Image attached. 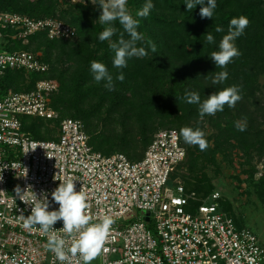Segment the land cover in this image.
<instances>
[{
  "label": "built area",
  "instance_id": "built-area-1",
  "mask_svg": "<svg viewBox=\"0 0 264 264\" xmlns=\"http://www.w3.org/2000/svg\"><path fill=\"white\" fill-rule=\"evenodd\" d=\"M39 34L49 40H71L77 35L58 18L0 12V82L8 72L43 75L50 71L39 54L5 49L7 41ZM58 89L52 79L37 81L30 92L9 89L4 93L0 86V264H60L47 247L48 234L38 226L24 228L31 206L17 196L16 189L23 193L31 188L24 197L29 202L47 193L51 211L59 208L51 193L69 178L76 191L83 188L92 223L105 215L114 221L100 252L102 264H264L259 237L249 228L237 227L223 210L217 191L201 198L181 183L171 184L187 158L177 130L159 131L143 159L136 162L121 153L106 156L95 151L84 123L72 118L60 122L56 140L27 135L23 118L58 117L51 108ZM62 226L60 221L54 228ZM57 235L65 238L66 248L71 247L67 234ZM65 264L82 262L76 255Z\"/></svg>",
  "mask_w": 264,
  "mask_h": 264
},
{
  "label": "trees",
  "instance_id": "trees-1",
  "mask_svg": "<svg viewBox=\"0 0 264 264\" xmlns=\"http://www.w3.org/2000/svg\"><path fill=\"white\" fill-rule=\"evenodd\" d=\"M144 3L145 0H128L129 12L135 17ZM153 3L155 7L149 17L137 18L143 40L136 46L144 48L147 55L130 59L128 66L121 70L113 68L114 53L109 41L98 39L105 26L98 21L102 10L95 5V0H79L77 3L67 0H0L1 13H17L34 19L58 18L77 33L71 40H49L46 35L39 34L27 40L5 43V49L11 52H42L41 59L50 66L46 77L59 84L51 99V108L58 117L54 120H23L27 135L39 137L46 130V123L59 127L62 120L72 118L84 123L90 144L96 151L106 156L121 153L136 162L143 159L159 131L175 129L180 133L183 127L199 128L198 120L208 117L201 119L198 105H189L182 100L185 90L199 92L203 101L211 94L235 85L239 86L242 96L238 102L257 97L264 78V0H217L213 19L201 17L202 6L188 12L185 0H153ZM241 15L250 21L245 34L235 42L241 55L234 58L226 69L216 68L209 57L213 51H218L230 20ZM114 26L119 32L112 40L117 41L124 30L118 21ZM216 27H222L224 31L216 32ZM208 32L215 37V44L206 43L204 36ZM9 33L15 34L13 31ZM124 39H129L127 33H124ZM92 61L105 64L113 74L114 91L107 90L104 82L98 84L94 81L90 71ZM224 70L229 73L228 79L223 84L213 85L214 72ZM121 71L125 77L123 82L115 80ZM193 78L204 80L209 94L197 90L190 82ZM36 79V76L24 72H8L0 86L4 93L9 89L30 92ZM230 111L231 108L225 105L224 111L216 114L219 118H229ZM230 120L224 128L221 125L222 131L214 138L213 144L205 137L208 146L203 151L198 145L186 144L181 137L187 158L171 181L185 168L192 181H184L187 183L186 187L183 185L185 190L205 198L215 192L207 169L218 167L219 155L229 158L233 140L242 142L245 154L250 158L254 150L264 154V139L260 143L247 129L238 131ZM101 125L110 132H101ZM139 149L143 152L140 157L136 155ZM248 164L251 165L249 182L264 195V175L259 176L257 168L251 162ZM220 202L237 227L243 228L234 217L232 205L223 198Z\"/></svg>",
  "mask_w": 264,
  "mask_h": 264
},
{
  "label": "clouds",
  "instance_id": "clouds-1",
  "mask_svg": "<svg viewBox=\"0 0 264 264\" xmlns=\"http://www.w3.org/2000/svg\"><path fill=\"white\" fill-rule=\"evenodd\" d=\"M127 4L128 0H95V5H98L102 10L98 21L105 26L98 39L101 42L109 41V47L114 53L113 68L121 70L128 66L130 59L147 55L144 48L136 46L138 41L143 40V34L138 31L140 21L137 18L149 17L155 7L153 0H145L143 7L136 12L134 17L129 12ZM184 5H186L188 12L196 9L197 6H202L200 9L201 17L213 19L217 8V0H185ZM117 21L124 32L120 33L117 41H113L112 38L119 32V29L114 26ZM249 23L248 18L243 15L230 20L227 34L223 35L218 45V51H213L209 57L216 68L226 69L234 58L241 55L235 42L245 34ZM215 31L223 32L224 29L216 27ZM124 33H127L129 39H124ZM204 38H206L208 44H215L216 42L215 37L210 32ZM152 50L155 52V47ZM90 71L96 83L104 82L107 90H115L113 74L109 72L105 64L92 61ZM228 76L229 73L226 70L215 71L211 83L213 85L223 84ZM124 79L122 71L115 76V80L120 82H123ZM241 99L240 88L235 85L215 92L203 101H201V97L196 91L185 90L182 97L185 103L198 105V113L201 119L206 115L215 116L217 112H223L225 105L234 108ZM235 128L240 132L246 131V127L240 121L235 122ZM179 134L186 144L198 145L201 151L208 146L205 133L199 128L183 127L180 129ZM40 147L45 148L44 146ZM2 179L3 177L0 178V180ZM29 190L22 193L19 187L16 189L17 196L24 203L31 206V214L24 218V228L32 229L34 226H38L41 232L47 233V247L55 254V260L59 261L60 264H65L66 261L70 260V256L76 255H79L82 264H91L105 244L114 222L113 219L105 215L100 222L92 223V217L88 215L87 211L90 207L87 196L83 188L79 192L76 191V185L71 178L61 182L51 193L52 201L59 205V208L55 210H49L50 203L47 193L43 194V199H37L35 195L32 202L25 200L24 197ZM60 221H62L63 226L56 230L54 225ZM57 232H63L72 239L70 248L65 247V238L58 236Z\"/></svg>",
  "mask_w": 264,
  "mask_h": 264
},
{
  "label": "rangeland",
  "instance_id": "rangeland-1",
  "mask_svg": "<svg viewBox=\"0 0 264 264\" xmlns=\"http://www.w3.org/2000/svg\"><path fill=\"white\" fill-rule=\"evenodd\" d=\"M37 54L41 56L42 52ZM48 74L49 72L43 75H30L36 76V81H39L42 79H48L46 77ZM190 82L193 83L197 90H200V92L208 93L207 83L204 80L200 81V79L195 80L193 78ZM201 82L204 83L202 86L200 84ZM261 86V92L257 94L256 98L238 102L234 108H231L229 118H227V116L225 118H219L216 114L215 116L206 117L203 121L198 120V125L200 124L199 129L205 133L206 138L211 139V144L214 143V138L221 133V125L224 128L228 124V119H231V125H235L236 121H240L246 129L250 131V134H252L251 136L254 135V138H258L260 143L263 141L264 134H262V132H264V109H262V107L264 105V78L261 80ZM25 119L30 118H23L22 121ZM45 129L46 130L43 131L42 134L40 133L39 137H34L33 139L51 141L58 138L59 133L57 131L58 126L56 124L46 123ZM100 131L110 132V130L103 125L100 126ZM249 139H251V137ZM243 144L246 145L247 142ZM231 145L233 148L229 153V158L219 155L218 167H209L207 169V173L213 180L215 191H217L224 200L228 201L232 205L233 214L238 223L242 227H246L254 231V233L259 237L261 243L264 245V195H262L260 189H256V185L254 187V185L252 186V183L249 182L248 173L251 166L248 162H251V164L257 168L259 173L264 172V154L261 153L263 151L258 152L254 150L250 158L245 154L242 142L237 143L233 140ZM142 154V149L137 150V156L140 157ZM189 175L190 174L184 168V170L180 171L174 177L171 184L175 185L181 183L186 187L187 183L184 181H188ZM189 182H192L191 179H189ZM134 220L135 219L132 218L130 221ZM153 225L154 224L151 223L149 228ZM91 264H102L100 253L96 259L91 262Z\"/></svg>",
  "mask_w": 264,
  "mask_h": 264
},
{
  "label": "water",
  "instance_id": "water-1",
  "mask_svg": "<svg viewBox=\"0 0 264 264\" xmlns=\"http://www.w3.org/2000/svg\"><path fill=\"white\" fill-rule=\"evenodd\" d=\"M149 216H150V214L148 213V214H147V217H146V221H147V222L150 221Z\"/></svg>",
  "mask_w": 264,
  "mask_h": 264
}]
</instances>
